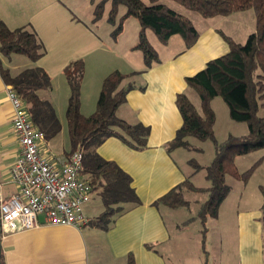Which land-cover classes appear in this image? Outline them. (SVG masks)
Segmentation results:
<instances>
[{"label":"crops","instance_id":"crops-1","mask_svg":"<svg viewBox=\"0 0 264 264\" xmlns=\"http://www.w3.org/2000/svg\"><path fill=\"white\" fill-rule=\"evenodd\" d=\"M65 11L67 5L64 0H0V21L12 30L21 27L32 28L41 36L49 30V25H53V20L58 32L62 31ZM197 30L198 40L190 48L185 46L180 36H173L165 44V48L170 51L164 56L157 52L159 62L148 70L145 69V64L141 68L134 65L131 69L127 67L96 72L89 79L85 67L81 92V111L85 116H89L85 106H88V112L95 110L107 75L116 70L124 74L134 73L122 83L121 87L129 88V92L117 115L129 124L141 123L150 128L148 148L136 151L117 138H109L97 151L102 158L116 162L132 177V186L140 198L141 205L129 209L116 218L108 230H104L91 223L104 211L101 200H98V205L93 204L97 201L94 197H99L95 192L91 201L84 207V215L90 222L80 229L43 224L31 230L2 236L0 234V247L5 264H128L130 255L134 256L135 264H170L165 252L171 255L172 249L177 247V242L171 237L172 231L165 216L174 208L163 205L157 208L154 202L190 179L189 172L180 166L173 151L168 152L165 146L175 138L183 125L176 99L179 94L185 93L192 101L194 91L188 87L186 78L203 70L210 60L223 56L230 50L223 37H230L228 33L214 25ZM15 57L16 55L8 61L0 56V61L14 72L26 67H37V62L30 60L13 64ZM69 63L62 65L63 75L64 68ZM41 68L48 73L47 67ZM49 73L51 87L40 91V97L52 106H68L71 96L69 85V90L64 88V93H58L52 83L54 75ZM7 86L0 72V182L5 184V195L10 196L17 191L11 183L10 170L20 156L21 147L12 126L13 107L7 94ZM192 103L199 110L193 101ZM55 109L57 111L58 107ZM57 114L62 129L54 138L46 139L42 153L49 159L58 158L63 162L70 156L72 149L71 143L67 145L66 140L59 138L65 130V122L59 111ZM230 196L231 192L218 213L219 216L220 211L227 205L237 208L236 233L234 236L227 234L223 239L225 253L227 254L230 246L234 245L236 264H264L262 205L258 202L256 209H238L240 202L232 200ZM148 244L152 245V249L147 248ZM203 248H206V245H203ZM208 257L194 255L188 264H210Z\"/></svg>","mask_w":264,"mask_h":264},{"label":"trees","instance_id":"trees-1","mask_svg":"<svg viewBox=\"0 0 264 264\" xmlns=\"http://www.w3.org/2000/svg\"><path fill=\"white\" fill-rule=\"evenodd\" d=\"M113 4V12L124 4L128 8L125 15L138 19L141 29L139 49L144 56L146 70L159 62L158 53L148 41L146 31L151 29L162 43L167 44L173 36H180L187 48L198 40L199 32L192 21L169 6L152 0H106ZM195 11L203 18L254 10L256 30L245 43L235 42L223 36L229 45V52L210 60L206 67L195 75L186 78L187 85L197 93L201 110H198L187 94L177 96L176 104L183 118V125L175 138L165 146L168 152L176 148H188V138L201 140L214 138L215 113L211 102L222 98L229 109L230 117L235 122L246 123L248 134L238 138L230 136L225 142L215 147V157L205 167L206 177L210 180L208 188H197L190 179L173 188L166 195L154 202L169 208L188 206L185 192H198L207 195V201L198 215L201 220L204 241L207 235V222L217 218L220 206L231 192L226 182L228 174L248 180L255 166L244 173L237 171L235 159L253 151L264 149V0H173ZM14 55H24L32 62H37L45 55L42 41L32 28L10 29L0 21V56L10 61ZM85 61L78 59L64 68V75L70 87L71 96L66 117L68 135L71 143V155L80 149L84 153L82 177L92 186L104 206L103 213L91 223L108 230L115 219L129 209L141 205L132 177L116 162L102 158L97 149L107 139L117 138L136 151L148 148L150 128L138 123L129 124L118 117L119 107L126 102L129 88H122V83L133 74H124L118 70L107 75L93 114L85 116L81 111L82 82L85 75ZM0 72L6 84L13 86L30 114L34 126L44 132L46 139H52L60 133L62 127L56 110L47 100L40 97V91L51 87V78L41 67H26L14 72L0 61ZM262 211L264 213V186L260 187ZM92 193V194H93ZM205 244V242H204ZM152 249V245H147ZM1 249V247H0ZM0 264L4 263L3 255ZM128 264H135L133 255Z\"/></svg>","mask_w":264,"mask_h":264},{"label":"rangeland","instance_id":"rangeland-1","mask_svg":"<svg viewBox=\"0 0 264 264\" xmlns=\"http://www.w3.org/2000/svg\"><path fill=\"white\" fill-rule=\"evenodd\" d=\"M155 1L186 16L197 29L203 30L206 26L214 25L231 35L230 37L238 43H245L248 36L256 30V15L252 9L237 12L231 17L221 16L206 19L173 0ZM144 2L149 5L152 0H144ZM64 3L67 5V11L62 18L61 32H58L55 27V20L52 21V26L49 25V30L42 32V36L35 30L45 48V55L35 65L47 67L48 73L51 72L54 75L52 83L58 93H64V88L69 90L61 69L64 63L84 59L89 79L96 72H108L116 68L127 69V67L131 69L134 65L143 67L145 64L143 53L136 49L141 26L137 18H125L128 12L126 5H119L113 12L112 2L106 0H64ZM146 35L154 50L160 55L164 56L170 51L165 48L167 45L162 43L151 29H147ZM15 58L16 61L13 64L16 62L25 63L29 60L24 55H16ZM192 94V101L202 112L197 93ZM211 106L216 117L213 129L214 138L201 140L197 137H189L188 148L173 150L175 159L184 170L189 172L191 181L198 188L211 186L210 180L206 177L205 167L210 165L215 157L216 143L221 144L230 136L242 138L248 134L246 123L235 122L231 119L229 109L222 98L217 97L212 100ZM53 107L54 109L58 107L57 111L65 122V130L59 138L66 140V144L70 145L66 117L68 106ZM94 109L96 110V108ZM95 110L88 112V106H85L87 115ZM259 115L264 116V109H260ZM253 166L255 169L248 180L237 178L233 174H228L226 177V182L231 188L229 198L240 202L238 209H247L248 207L256 209L258 202L262 205L260 187L264 186V149L238 156L235 159V167L240 173L248 171ZM94 198L97 200L93 203L96 206L101 198L97 196ZM185 199L189 201V206L174 210L167 209L172 211L167 212L165 216L172 231L171 237L177 242V247L172 249L171 255L165 252L169 263L188 264L194 255L203 258H207L208 255L210 264H236L235 246L231 245L226 254L223 245L224 236L227 234L234 236L236 233V206L227 205L220 211L217 218L208 220V231L204 241L201 232L203 226L198 215L208 199L207 195L185 192ZM203 245H206V248H203Z\"/></svg>","mask_w":264,"mask_h":264},{"label":"built area","instance_id":"built-area-1","mask_svg":"<svg viewBox=\"0 0 264 264\" xmlns=\"http://www.w3.org/2000/svg\"><path fill=\"white\" fill-rule=\"evenodd\" d=\"M13 107L12 126L21 153L10 170L16 193L6 196L0 182V234L31 230L43 224L82 228L90 220L84 207L92 186L82 177L84 153L78 149L67 159H49L42 153L46 136L37 129L22 99L7 86ZM41 217L43 220L41 221Z\"/></svg>","mask_w":264,"mask_h":264},{"label":"water","instance_id":"water-1","mask_svg":"<svg viewBox=\"0 0 264 264\" xmlns=\"http://www.w3.org/2000/svg\"><path fill=\"white\" fill-rule=\"evenodd\" d=\"M1 255H2V251H1V249H0V258H1Z\"/></svg>","mask_w":264,"mask_h":264}]
</instances>
